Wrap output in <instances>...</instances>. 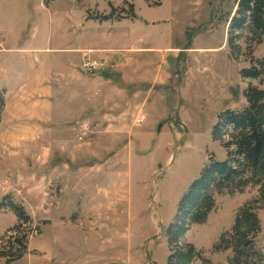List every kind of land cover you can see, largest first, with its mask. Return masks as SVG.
Wrapping results in <instances>:
<instances>
[{
  "label": "rangeland",
  "instance_id": "rangeland-1",
  "mask_svg": "<svg viewBox=\"0 0 264 264\" xmlns=\"http://www.w3.org/2000/svg\"><path fill=\"white\" fill-rule=\"evenodd\" d=\"M79 1H83L81 8V4L84 8H94L88 11L90 17L111 12L109 0ZM162 1L164 4L161 0H149L154 5L149 7L147 0H135L143 16L168 18L173 25L168 40L167 35H159L155 40H167L166 43L149 44L159 49V55L148 60L154 64V76L157 77L164 62L163 56L179 53L167 89L159 86L153 92L163 102L151 101L146 108L147 121L142 108L137 114H132L131 108H118L120 114L110 118L117 109L99 103L98 92L91 94L89 108L81 107L80 97L75 107L59 108L53 103L50 91L14 93L8 98L5 93L0 135V200L10 195L34 221L28 253L10 264H118L124 259L165 264L168 260L170 249L164 229L174 220L179 200L211 158L226 159V149L212 136L219 115L226 109H244L250 86L264 89V77L241 75L244 68L264 59V36L257 42L245 33L241 55L233 59L227 38L237 0ZM74 3L75 0H57L49 9L44 7L43 0H0V47L3 34L10 42L18 41L26 28L21 25L25 21L27 26L30 13L37 19V44H51L47 40L53 30L52 18L69 10ZM159 4L163 5L156 6ZM130 5L133 4L121 3L115 14L120 19L132 18ZM17 17L18 24L14 26ZM56 34L54 30V43ZM24 35L31 39L32 27ZM141 44L138 42L133 47L139 48ZM171 47L176 49L169 50ZM97 57L86 55L82 61L81 67L91 79L104 67L113 69L105 58ZM0 59L1 63L22 66L10 55L3 54ZM34 62L47 69L55 57L43 53ZM87 62L98 68L86 70ZM32 63L28 60L23 66L32 70ZM258 66L263 69L262 65ZM87 112L90 119L84 122ZM103 117H109L106 125L109 122L111 125L107 129L116 122L115 130L120 131L121 138L100 136L98 126ZM62 123H69V127L58 132L57 126ZM143 123L146 129L141 132ZM86 127H90L89 132ZM115 153L119 154L114 156ZM83 166L87 172L81 176L78 171ZM87 179L90 194L94 195V186H101V191L106 192L105 201L119 205L120 215L110 219L107 212L105 219L98 220L93 213L96 205L90 204L82 217V210L74 209L75 203L70 200L68 203L62 197L66 192L68 196L70 191L76 192L73 187L68 189L69 181ZM98 194L104 197L102 192ZM258 195V186H248L234 195H217L216 209L205 223L192 226L186 241L203 249L213 264H226L232 250L216 251L214 245L223 232L232 228L239 209ZM53 196L60 198L58 202L51 200ZM0 210H9L0 214V231L7 228L0 232L3 234L18 219L8 207ZM258 214L262 221L258 244L264 252V206ZM4 263L1 259L0 264Z\"/></svg>",
  "mask_w": 264,
  "mask_h": 264
},
{
  "label": "crops",
  "instance_id": "crops-1",
  "mask_svg": "<svg viewBox=\"0 0 264 264\" xmlns=\"http://www.w3.org/2000/svg\"><path fill=\"white\" fill-rule=\"evenodd\" d=\"M126 1L133 4L136 14L135 18H113L101 21L89 16L88 11L94 8L90 6L84 8V4H81L83 5V8H81L80 3L83 1L75 0L74 5L69 10L60 12L52 18L53 30L49 32L47 40L51 44L47 45L37 44V38L39 37L36 23L37 19L34 13H30L27 18V26L25 21L21 25V27L25 26L26 28L20 33L18 41L13 39L10 42L4 34L2 35L3 40L0 47V57L3 54L16 57V60L20 61L22 66L10 62L1 63L0 61V89L8 93L7 98L10 94L12 95L14 93L50 91L53 93V103L59 108L75 107V101H77L78 97L81 98V107L89 108L91 94L98 92L100 98L99 103H102L108 109H117L112 112L114 116L110 118L114 119L116 115L120 114L118 108H131L133 111L132 114H137L138 109L142 108L147 121L146 108L154 99L161 100V96L154 95L153 92L158 91L159 86L166 87L171 82L170 77L173 75V68H175V61L179 53H170V56H163L164 62L159 66L157 77H155L154 64L152 62L148 63V60H154L159 55V49H155L153 46L150 47L149 44L159 45L166 43L172 33L170 27H173V25L168 18L150 19L147 16H143L138 10L135 0ZM148 1L147 5L154 7ZM56 2L57 0H54L49 5H46L45 0H43L44 7L49 9ZM123 2L125 0H120L119 2L109 0L110 7L111 5L114 7L120 6ZM163 4L156 6H162ZM78 7L80 9L78 11L80 12H77ZM102 13L109 14L110 11H104ZM18 19L19 17L13 20L14 26H17ZM31 27L32 38L29 39V36L24 34H26V31H30ZM153 29L156 30V33ZM54 30L57 31L55 43ZM159 35H167V40L156 42L155 40H157L156 38ZM138 42H142L141 46L139 48L133 47ZM172 49L176 48H169V50ZM155 51L157 53H153ZM43 53H50L55 57V62L52 63L50 68L46 69L43 64L35 65V62L32 63L33 60L37 61V58H40V54ZM86 55L91 58L94 57V59L98 58L97 56L105 58L109 65H113V69L110 70L104 67L100 69L102 71L95 74V77L91 79L89 73L81 67ZM28 60L32 63V70H28L23 66V63H28ZM166 71L168 72L167 74ZM88 114L87 112L85 117L86 121L84 120V122H89L90 118ZM101 118L99 116V119ZM106 119L109 120V117H103V121H99L98 129H100L102 134L100 136L121 138V133H118L120 131L115 130L117 126L116 122L114 121L112 123L113 127H108L107 129V125L109 124L110 126L111 123L109 122L106 125ZM2 123L0 135L2 134ZM144 123L141 126V132L146 129ZM62 124L57 126L58 132H60L62 127H64L63 129L69 127V123ZM86 130L89 132L90 127H86ZM136 130L137 128L134 130V134ZM129 138L131 139L132 135ZM118 154L115 153L114 156ZM52 169L51 167V171ZM86 172L87 169H84V166L78 171L81 176L86 174ZM53 173H56V168H54ZM44 186H46V182ZM72 187L76 191L75 194L70 191V196L66 192V195H62V197H65L68 203H70L69 200L71 203H75L74 209L82 210V217L85 210H89L90 204L96 205L93 208V213L98 220L105 219L107 212L111 215L109 217L110 219L120 215L119 210L121 208H119V205L116 203L112 205L105 201L106 192L105 189L101 191V186H94V195L90 194L88 179L86 181L71 180L68 183V189L71 190ZM99 192H102L104 197L99 196ZM54 198L51 200L56 202L60 199L58 197ZM79 203H81V208ZM7 213H9V210L7 212L0 210V214ZM130 261L133 264H151L149 260L135 262L131 259ZM165 264H167V261ZM192 264H203V262L199 263L196 260Z\"/></svg>",
  "mask_w": 264,
  "mask_h": 264
},
{
  "label": "trees",
  "instance_id": "trees-1",
  "mask_svg": "<svg viewBox=\"0 0 264 264\" xmlns=\"http://www.w3.org/2000/svg\"><path fill=\"white\" fill-rule=\"evenodd\" d=\"M52 1L45 0V3L49 5ZM130 6L135 18L134 6ZM116 10L117 7L111 5L109 14H99L95 18L101 21L120 19L121 16L115 14ZM245 33L251 35L250 40H262L264 0H237L229 20L227 38L233 59L241 55ZM241 75L245 78L264 77V59L250 68H244ZM246 98L248 104L244 109L224 110L213 126V139L221 142L227 156L224 160L211 158L179 200L174 220L164 229L170 249L167 264H192L197 259L213 264L203 249L186 241L185 237L194 224L207 221L217 207V195H234L248 186L259 187L258 197L239 209L232 228L223 232L214 249L232 250L233 255L226 264H264V252L258 244L262 232L258 210L264 206V89L250 86ZM5 106V91L0 89V131ZM2 207L11 209L18 218L16 225L0 234V260L10 264L28 253L34 221L25 207L16 203L10 195L0 200Z\"/></svg>",
  "mask_w": 264,
  "mask_h": 264
},
{
  "label": "built area",
  "instance_id": "built-area-1",
  "mask_svg": "<svg viewBox=\"0 0 264 264\" xmlns=\"http://www.w3.org/2000/svg\"><path fill=\"white\" fill-rule=\"evenodd\" d=\"M84 68L89 71V70H93V69L98 68V67H96V65H94V63L87 62L86 64H84ZM118 264H132V263L129 260L124 259L121 262H119Z\"/></svg>",
  "mask_w": 264,
  "mask_h": 264
}]
</instances>
